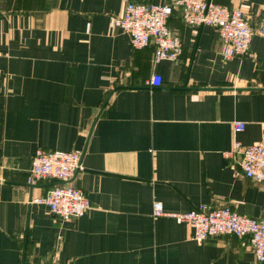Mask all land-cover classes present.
<instances>
[{"label": "crops", "instance_id": "0c3cea01", "mask_svg": "<svg viewBox=\"0 0 264 264\" xmlns=\"http://www.w3.org/2000/svg\"><path fill=\"white\" fill-rule=\"evenodd\" d=\"M209 1L254 30L264 22V0ZM122 12L120 0H0V264H264L247 238L198 243L187 224L152 216L160 203L264 219V186L224 156L235 142L264 144V38L225 59L214 28L174 12L181 54L155 62L154 46L134 48L113 27ZM38 150L81 151L80 218L31 203L54 184L26 183Z\"/></svg>", "mask_w": 264, "mask_h": 264}, {"label": "built area", "instance_id": "2783aa9c", "mask_svg": "<svg viewBox=\"0 0 264 264\" xmlns=\"http://www.w3.org/2000/svg\"><path fill=\"white\" fill-rule=\"evenodd\" d=\"M122 15L113 19L114 28L126 33L134 48L154 46V60L175 61L181 54V42L168 27V20L178 12L183 23L191 27L214 28L221 41V55L228 59L235 56H250L249 47L253 35L264 38V22L254 30L245 14L239 9H229L213 4L209 0H170L164 4H151L147 0H120ZM149 86H161V77L153 75ZM244 124L233 125L235 133L242 132ZM226 159H237L235 176H243L264 186V144L242 147L235 142L231 151L224 154ZM83 171L81 151L35 152L26 183L34 186L48 180L53 186L47 193L31 203L44 205L62 220L80 218L90 208L82 191L71 185L72 179ZM154 218L168 216L192 229V238L202 243L209 238L231 235L247 238L255 260L264 262V219H250L229 207L211 208L200 205L183 214H165L160 203H154Z\"/></svg>", "mask_w": 264, "mask_h": 264}, {"label": "trees", "instance_id": "16d2710c", "mask_svg": "<svg viewBox=\"0 0 264 264\" xmlns=\"http://www.w3.org/2000/svg\"><path fill=\"white\" fill-rule=\"evenodd\" d=\"M176 13H178V12H176Z\"/></svg>", "mask_w": 264, "mask_h": 264}]
</instances>
